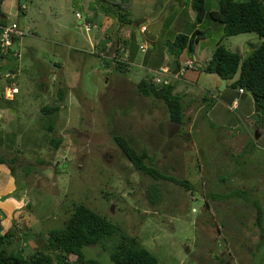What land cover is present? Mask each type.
<instances>
[{
  "label": "rangeland",
  "instance_id": "obj_1",
  "mask_svg": "<svg viewBox=\"0 0 264 264\" xmlns=\"http://www.w3.org/2000/svg\"><path fill=\"white\" fill-rule=\"evenodd\" d=\"M35 2L45 10L39 15L35 5L28 10L41 18L42 25L63 28L57 35L36 32L39 46L32 50L26 45L33 43L31 36L21 40L29 39L20 46L16 92L7 102L0 99V155L15 157L9 162L14 176L0 173V235L12 232L14 236L6 250L24 255L42 249L46 233L61 227L73 204H83L134 237L139 247L156 257L157 264H264V238H259L254 224L253 205L256 201L261 209L264 228V139L254 141L247 136L228 148L223 138L226 133L235 138L246 132L258 135L254 127L261 120L264 124V115L253 112L247 118L241 115L242 108H216L218 113L204 116L197 95H218L211 85L215 76L186 70L179 82L170 80L173 86L188 78L194 82L187 86L190 94L181 100L182 123L171 124L162 102L137 95V76L123 78L132 70H138L140 77L152 75V69L147 71L142 65L143 54L136 52L134 63L123 74L113 67L104 68L103 58L92 48L95 29L92 24L85 29L87 23L80 18L94 9L115 16L116 26L122 25L117 13L123 17L118 21H130L132 39L119 53L111 46L107 54V58L120 57V62L125 61L131 46L141 43L136 33L141 25L147 29L143 38H152L156 44L152 54L160 58L167 52L165 41L171 42L176 34L189 36L193 29L205 32L198 48L207 47L211 52L222 38L221 25L206 16L196 24L189 0H129L127 6L120 0H72L69 5L65 0ZM216 3L205 0V10H215ZM166 16L157 27V21ZM128 36L123 38L128 40ZM50 37H54L52 45L46 42ZM263 42L264 38L248 33L224 38L220 44L243 55ZM187 54L184 50L178 58ZM169 59L162 64L168 61L173 69ZM58 90L63 94L60 101ZM9 95L5 91L2 98ZM244 97L249 98L247 93ZM45 105L58 106V110L44 116L39 109ZM50 123L54 126L47 132ZM111 134L130 139L135 149H144L153 157L156 169L187 180L191 191L170 182H154L134 171ZM50 139H60L57 149ZM249 139L252 150L241 154ZM11 178L12 190L8 191ZM152 184L160 190L158 203L146 194ZM238 190L244 196L231 195ZM209 194L229 198L212 199ZM103 241L84 248V259L109 264L113 242ZM74 259L68 256V261Z\"/></svg>",
  "mask_w": 264,
  "mask_h": 264
},
{
  "label": "trees",
  "instance_id": "obj_2",
  "mask_svg": "<svg viewBox=\"0 0 264 264\" xmlns=\"http://www.w3.org/2000/svg\"><path fill=\"white\" fill-rule=\"evenodd\" d=\"M2 0H0L1 3ZM26 0H17V9L15 14L22 12L24 2ZM129 0H120L122 6H127ZM264 0H217L216 9L212 11L205 10V0H189L190 10L193 12V21L200 24L206 16L210 21L221 25L222 38L215 45L210 56L197 68L193 65L194 70L214 75L224 81L232 80L229 87L231 89H242L248 93L253 100L256 101L257 113L264 114V42L256 48H252L244 57L237 52H232L224 48L220 41L224 38L237 36L241 34L253 33L259 38H264ZM117 8L121 10V5ZM23 6V7H22ZM105 13V12H104ZM128 13L125 14L127 17ZM117 22L127 24L128 20L123 19L120 13H117ZM203 31L193 29L189 36L185 34H176L171 42L165 41L163 44L167 48L170 61L173 65H178V57L184 51L192 52L196 42L204 39ZM127 41H122L115 48V52L119 53L121 48L126 45ZM137 51L136 47L131 46L125 61H121L120 57H101L103 58V67H113L117 73H125L134 59ZM103 55L108 52L106 47L102 48ZM145 54V53H144ZM98 56V52L96 54ZM100 58V59H101ZM120 60V61H119ZM146 60V59H145ZM171 67V66H170ZM169 67V68H170ZM180 67V66H179ZM8 67H0V71H5ZM122 69V72L120 71ZM191 70L185 67V70ZM196 70V71H197ZM124 76V75H123ZM178 79V78H177ZM176 80V79H173ZM135 92L141 97H149L153 100L162 102L165 106L168 121L174 125H180L183 119L182 98L184 94L177 93L174 86L169 83L166 85H153L150 77H143L135 84ZM208 94H202L201 104L204 105L203 115L213 105L214 96L207 97ZM206 97L208 99H206ZM63 94L57 91V99L60 101ZM58 110V106H43L39 112L48 116ZM54 123L46 128L47 132H51ZM111 140L121 152L123 157L129 162L134 171L141 173L143 176L150 177L154 182L165 181L170 182L178 187H183L186 191H191L192 185L187 180H180L161 173L153 166V157L149 156L144 149H135L131 145V140L127 137L111 134ZM49 143L53 149H57L60 144L59 140L50 139ZM249 146L242 148L241 154L250 152ZM15 157L6 159L0 155V165H5L9 174L14 176V166L9 162H14ZM147 161V162H145ZM149 200L153 203L160 201V190L157 185L152 184L146 190ZM238 197L244 196V192L238 190L233 194ZM212 199H223L219 195H210ZM229 198V197H228ZM256 210L255 226L259 230V238H264V228L262 227V212L256 201L253 202ZM12 232H6L0 235V264H98L91 259H84L82 250L93 245H100L104 239L112 240L108 251L109 264H157L155 256L150 254L144 248L138 246L134 237L128 236L120 231L118 226L110 223L104 216L91 210L83 204H73L71 211L66 217L60 228L49 230L44 239L45 244L42 249L36 250L28 254H13L8 252L6 248L12 242ZM48 252L53 255L52 259ZM73 255L74 261H68V256Z\"/></svg>",
  "mask_w": 264,
  "mask_h": 264
},
{
  "label": "crops",
  "instance_id": "obj_3",
  "mask_svg": "<svg viewBox=\"0 0 264 264\" xmlns=\"http://www.w3.org/2000/svg\"><path fill=\"white\" fill-rule=\"evenodd\" d=\"M71 2H72V0H65L64 3H65V5H69ZM16 4H17V0H2L1 1V3H0V24H6V23H9L10 21H14L16 23V25L19 27V29L28 32L29 35H26V36H31L32 38H30V40L33 41V43H29L28 42L29 39L24 40L23 43L28 42L26 45L30 46V47H28V50H32L34 46H39V43L35 41V40H37L36 32H41V30H42V31H44L45 34L52 32L53 35H57L58 31H61V29L63 28V26L59 25V24L42 25L41 18L39 16H35L34 13H31V11L28 10L33 5H35V7H37L38 15L41 14L45 10V9H42L41 5L38 2H35V0H28L27 3L24 4V8H23L22 12H20V13L17 12V14H15L16 11H18V10H16L17 9ZM65 5H61V7L65 8ZM82 18L87 23L86 25L89 26V24L90 25L92 24L91 27H93L95 29L94 41H93V45H92L93 50L95 48V51H94L95 54H97V52H102L99 50L104 48V47H106L108 49V52H109L111 46L113 48V51L115 52V48L118 46L119 43H121L122 41L129 42V38L132 39V37H133L131 31L128 30V26H130L129 20H128L127 24L116 26L115 16L111 17V15L104 13L103 10L102 11L99 10L96 12L94 9L90 10L87 12V15L82 16ZM166 18H167V16L165 18H162L161 21H157L156 26L158 27L159 24H161L162 21L164 22ZM78 24H80L79 21H78ZM161 26H162V24H161ZM146 31H147V29L143 25H141L139 27V29L136 31L137 37H138L137 41H141V43H142V44L139 43L136 45V48H137L136 52H138L139 45H145L146 46V52H145V54L142 55L143 56L142 57V65L148 71V70L156 69V68L162 66L163 65L162 63L165 62L164 61L165 58L166 57L170 58V56H169L168 52H166L163 57L161 55V58L158 57V55L155 57L154 53L152 54V52H154L155 48H157V47H155L156 44H154V41L152 40V38L150 39V41L143 38V34ZM127 35H129L126 38L128 40H125V38H123V37H126ZM24 37H22L21 40ZM51 38L54 39V37H50V39L46 40V42L50 43L52 45L53 41H51ZM21 40L19 42L20 46L22 43ZM202 40H205V38L196 42L193 46L192 52L190 53L187 51L188 54L186 57L178 58L179 66H182L183 63L187 60H191L192 63L194 64V66L197 68H199L203 64V62L209 57L210 53L213 50L211 52H209L207 47L199 49L198 45ZM23 43H22V46H24ZM195 46L197 47L196 50H195V48H196ZM251 49L252 48L245 50L242 53L243 55H241V56L244 57ZM108 52L106 53L105 57H107ZM244 53H246V54H244ZM135 55H136V53H135ZM135 55H134V59L130 65H132L134 63ZM54 57H57V54H55ZM166 64L170 67V63L168 61H166ZM149 66L152 68H149ZM174 66L175 65H173V68H174ZM14 67H17V62L14 64ZM104 68H107V67H104ZM170 68L172 69V67H170ZM196 70L191 69V72L198 73L199 70H197V71ZM185 71L186 70L184 68L182 75L178 79H176L175 81L179 82L182 79V77L184 78ZM129 75L130 76H137L139 79L143 78V76L140 77V72H138V70L129 71L128 75L127 74L124 75L123 78L125 77V80L131 79L129 77ZM197 80H198V77L194 81H197ZM232 81H233V79L229 80V81H224V88L221 91H219L218 88L220 87V82H219L218 77L215 76L213 81L211 80V85L214 89H216L218 95L214 94L213 92H208L214 96V98H212L214 100V103L210 107V109H208L206 114L208 112L218 113L219 112L218 110H214L216 108H224L227 111H229L228 109L233 108V102H235L236 108L234 110H238L239 108H242L244 113L241 115H243L244 117H247V118L253 115V99L251 98V96L248 93H247V95L249 96V98L244 97V93H246V92L239 94V93H237V91L235 89H231L229 87V85L231 84ZM192 83H194V82H192V80L190 78L184 80L182 83H179V84L175 83L174 84L175 85L174 90L177 93L184 94V97H185L187 95V93L190 94L189 90L191 88L187 87V86L193 85ZM227 90H230L232 92V94L227 93L226 92ZM233 93H234V95H233ZM201 96L202 95H200V94H199V96L197 95V97H198L197 100L200 101ZM207 97H209V96H207ZM207 97H206V99H208ZM216 103H219V105H216ZM247 108H250V111H247ZM0 109H2V108L0 107ZM203 109H204V105L200 104V111L203 112ZM262 115H264V114H262ZM254 129L258 132V135H257V133H255L257 135V138H255V134L253 136V135L249 134L248 132L245 133L244 137L239 136L237 138H235L234 135H229L228 133H226V135L223 137V138H225L224 141H225V143H227L228 148H229L230 146H233L236 142L241 140V138L245 139L247 136L252 137V140H254V141H255V139H264L263 120H261L260 124L258 123V126L254 127ZM249 141H251V140L250 139L246 140L245 141L246 144L243 145V147L248 145ZM263 147H264V142H263ZM249 149H252V148H249ZM4 168H5L4 165H0V173L1 174H4V173L9 174L8 170L6 171ZM10 183H12V178L9 179V181H8V184H9L8 185L9 186L8 191L12 190V187L10 189V186H11Z\"/></svg>",
  "mask_w": 264,
  "mask_h": 264
},
{
  "label": "built area",
  "instance_id": "obj_4",
  "mask_svg": "<svg viewBox=\"0 0 264 264\" xmlns=\"http://www.w3.org/2000/svg\"><path fill=\"white\" fill-rule=\"evenodd\" d=\"M23 7V6H22ZM76 18H79L78 14H75ZM85 25L84 27H87ZM29 35L28 32L19 29L14 21H10L6 24H0V67H8L5 71H0V99H11L12 95L16 92V68L13 67L14 61L20 58V40L22 37ZM138 50L140 53H145L146 46L139 45ZM99 57H103V53L98 52ZM192 61L187 60L182 66L178 68L175 74H172L171 69L165 64L156 69H152V75L150 80L154 85H166L170 83L171 79L179 78L185 67L194 69ZM5 91H9L10 95L3 99ZM239 94L243 93L242 89H237ZM211 96V94H208ZM236 103L233 102V107ZM1 112V110H0Z\"/></svg>",
  "mask_w": 264,
  "mask_h": 264
},
{
  "label": "water",
  "instance_id": "obj_5",
  "mask_svg": "<svg viewBox=\"0 0 264 264\" xmlns=\"http://www.w3.org/2000/svg\"><path fill=\"white\" fill-rule=\"evenodd\" d=\"M81 20H83L82 17H81ZM80 22H81V21H79V23H80ZM177 69H178V66L175 65L174 68H173V70H172V74H175V72L177 71ZM218 79H219V82H220V87H219L218 89H219V91H221V90L224 88V80H222V79H220V78H218ZM253 112H254V113L257 112L256 101H255V100H253ZM255 138H257V135H256V134H255Z\"/></svg>",
  "mask_w": 264,
  "mask_h": 264
},
{
  "label": "clouds",
  "instance_id": "obj_6",
  "mask_svg": "<svg viewBox=\"0 0 264 264\" xmlns=\"http://www.w3.org/2000/svg\"><path fill=\"white\" fill-rule=\"evenodd\" d=\"M86 29L88 28V26L87 27H85ZM19 50H20V45H19ZM139 51V50H138ZM146 52V51H145ZM101 53H103V52H101ZM144 54V53H143ZM20 55H21V53H20ZM103 57H105L104 55H103ZM191 61V60H190ZM17 61H14V63H13V67H14V64L16 63ZM178 66V65H177ZM5 68V67H4ZM16 68V67H15ZM178 68H179V66H178ZM171 69V68H170ZM178 70V69H177ZM172 72V71H171ZM176 73V72H175ZM238 93V92H237ZM10 99H8V100H4L5 102H7V101H9ZM236 108V106L235 107H233V108H231L232 109V111L234 110ZM256 140V139H255Z\"/></svg>",
  "mask_w": 264,
  "mask_h": 264
}]
</instances>
